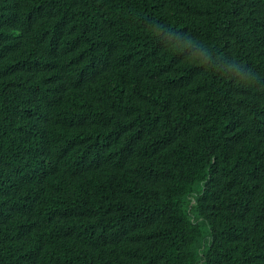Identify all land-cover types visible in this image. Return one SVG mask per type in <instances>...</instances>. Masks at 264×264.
<instances>
[{
  "label": "trees",
  "instance_id": "trees-1",
  "mask_svg": "<svg viewBox=\"0 0 264 264\" xmlns=\"http://www.w3.org/2000/svg\"><path fill=\"white\" fill-rule=\"evenodd\" d=\"M0 264H264V0H0Z\"/></svg>",
  "mask_w": 264,
  "mask_h": 264
}]
</instances>
